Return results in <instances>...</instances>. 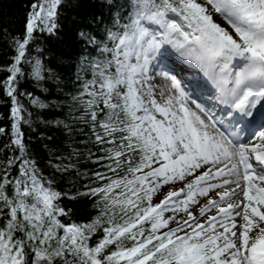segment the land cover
<instances>
[{"label": "snow or ice", "instance_id": "1", "mask_svg": "<svg viewBox=\"0 0 264 264\" xmlns=\"http://www.w3.org/2000/svg\"><path fill=\"white\" fill-rule=\"evenodd\" d=\"M26 7L25 34L13 40L0 85L12 118L10 143L0 148V264H264V0H99L100 11L86 18L68 14L80 7L72 0ZM37 30L67 37L78 56L42 48L31 56ZM173 53L211 81L231 110L228 126L191 98L187 87L200 85L186 87L168 63ZM65 63L75 65L74 79ZM21 78L48 95L21 93ZM49 82L54 89L43 87ZM21 95L62 117L46 125L69 140L87 134L83 143L101 153L95 162L104 170L83 174L86 191L68 197L94 198L98 213L88 222H70L74 210L60 204L68 194L55 190L25 144L21 121H32ZM75 152L54 154L60 163L50 166L73 174ZM176 181L184 187L153 202Z\"/></svg>", "mask_w": 264, "mask_h": 264}, {"label": "trees", "instance_id": "2", "mask_svg": "<svg viewBox=\"0 0 264 264\" xmlns=\"http://www.w3.org/2000/svg\"><path fill=\"white\" fill-rule=\"evenodd\" d=\"M34 0H0V85L3 80L6 79V73L3 71L4 68L10 66L12 58L15 55V49L13 40L22 38L25 34V25L27 13L30 10L27 5H30ZM73 3L79 4L80 7L71 10L68 14L75 15L80 13L83 17H87L93 12H99V0H72ZM106 12V10H105ZM35 41L30 42L29 50L31 56H36V48L51 50L57 56L60 57H73L78 56L80 48L70 43L68 38L65 37L63 41H58L55 37H49L47 33H41L38 30L34 31ZM45 62H47V53L44 56ZM25 70L28 71L25 65ZM66 75L71 74L73 79L75 78L76 67H71L65 63L61 69ZM20 84L22 85L19 89L21 93L31 92L34 96L44 99L48 93L42 91L41 87H37L35 82L21 78ZM43 87H49L54 89V85L49 82L43 85ZM50 99H56L55 96L49 97ZM25 111L22 115L25 118L28 117V113H31V126L21 121V130L24 133V142L30 150L31 155L38 162L39 167L43 169V174L48 177L55 178V190L62 193H67L68 196L62 197L60 204L61 206H68L74 210L75 215L72 216L70 222L86 223L98 213V209L93 207L94 198L91 197H80L77 196L75 200H71L69 196H76L77 190L83 192L86 191L84 185L89 184L90 181L84 178L85 173L88 176L96 171H103L101 164L96 163V156L101 153L97 152L96 147L91 143L85 145L84 141L88 140L87 134H73L71 140H69L65 134L56 130L55 124L46 125L45 120L62 119V117L50 115L49 109H40L33 106L30 103L28 96L21 95L18 97ZM11 103L2 90H0V127L6 129V134H0V148L3 147L4 143L8 141L11 136V123L12 118L10 114ZM81 127H84L81 125ZM54 137L53 140H48L47 137ZM89 149L94 153L89 157ZM76 152L71 157V162L76 165L73 169V174L57 173L50 166L51 163H60L55 158L54 154H58L62 157H68L70 152ZM79 153L80 155H77ZM12 155V152L8 153ZM3 157V153L0 152V158ZM65 163H68L65 160ZM81 173L79 177L75 175V171ZM159 190L153 197V202L156 203L158 196L161 194ZM67 219V218H65Z\"/></svg>", "mask_w": 264, "mask_h": 264}, {"label": "rangeland", "instance_id": "3", "mask_svg": "<svg viewBox=\"0 0 264 264\" xmlns=\"http://www.w3.org/2000/svg\"><path fill=\"white\" fill-rule=\"evenodd\" d=\"M214 19L216 20L217 23L221 24L222 27H225V28H228V27H229V26L227 25V22L224 21V20H223L222 18H220L219 16L214 17ZM157 81L159 82V83L157 84V87H162L163 84L165 83V82L162 80L161 77H157ZM183 187H184V183L181 182V181H176V182H174V183H171V184H168V185H164V186H163V189H164L163 194L166 195L167 192H168L169 190H178V189L183 188ZM196 199L199 201V204L202 205V204H203V201H204L206 198L203 197V196H198ZM197 207H198L197 205H191V206H190V210H192L193 212H196V211H197ZM169 215H172V213H170V212H166V213H165V216H166V217L169 216ZM182 215H183V213H180V214L178 215L177 218L179 219L180 216H182ZM237 222L239 223L240 221L237 220ZM173 226H174V225H173ZM250 235H251V233H250Z\"/></svg>", "mask_w": 264, "mask_h": 264}, {"label": "bare ground", "instance_id": "4", "mask_svg": "<svg viewBox=\"0 0 264 264\" xmlns=\"http://www.w3.org/2000/svg\"><path fill=\"white\" fill-rule=\"evenodd\" d=\"M193 109L195 110V108L193 107ZM232 187H235V185H232ZM237 192H239V189H237ZM210 195H214V192L213 193H210ZM240 199L242 200L243 199V197H240ZM206 202V199L203 201V204ZM231 203H239L240 201L239 200H237V199H233L232 201H230ZM214 211L215 210H213V214H214ZM238 221H239V218H238Z\"/></svg>", "mask_w": 264, "mask_h": 264}]
</instances>
